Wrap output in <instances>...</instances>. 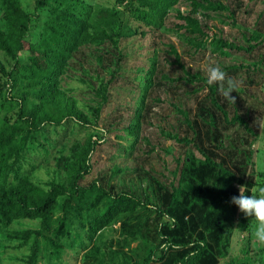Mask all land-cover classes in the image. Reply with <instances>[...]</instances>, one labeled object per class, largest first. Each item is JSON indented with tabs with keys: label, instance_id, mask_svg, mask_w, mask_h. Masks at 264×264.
Listing matches in <instances>:
<instances>
[{
	"label": "trees",
	"instance_id": "16d2710c",
	"mask_svg": "<svg viewBox=\"0 0 264 264\" xmlns=\"http://www.w3.org/2000/svg\"><path fill=\"white\" fill-rule=\"evenodd\" d=\"M23 1L0 0V264H42L43 259L61 264L66 248L75 255L81 252L83 264H220L230 253L234 233L241 231L244 255L224 264H264V246L258 245L255 252L250 247L256 222L230 203L232 196L239 195L240 185L251 195L253 187L264 184V172L256 168L252 140H236L222 131L224 124L237 122L249 132L253 129L237 110L228 114L216 98L219 86L208 85L207 75L187 69L171 41L165 54L155 42L139 46L147 51L131 78L138 93L131 103L133 114L122 126L124 134L117 135L127 142L123 149L129 155L141 139L150 144L148 137L140 136V122L149 107L147 99L163 82L156 75L159 59L165 56V62L176 63L183 71L175 76L160 72L167 88L181 87L182 82L190 86L192 95L207 89L205 95L215 94L211 101L220 108L223 120L219 123L214 110L201 102L191 116L174 105L184 114L189 132L181 136L161 127V134L193 148L176 157L170 182L142 166L131 170L138 182L118 180L125 167L117 164L106 180L85 182L93 172L92 155L106 140L98 120L109 102L110 85L123 68L127 78L122 62L131 53L122 54V39L137 34L144 39L148 33L177 35L194 52L208 50L229 57L232 50L257 47L264 32L240 25L247 47L209 35L201 18L229 10L219 18L223 22L231 18L239 26L235 11L224 2L232 0H114L112 4L29 0L33 10H27ZM181 2L190 9L181 11L177 7ZM172 10L181 23L171 30L165 20ZM263 16L260 10L258 18ZM87 55L96 65L92 72L81 62ZM171 55L173 61L167 57ZM263 59L264 52L249 67H239L262 72ZM82 87L91 90L93 103L80 102L77 94ZM153 98L162 102L159 95ZM153 151L151 145L147 152ZM41 162H51L52 176L37 175ZM109 229L117 236L106 243ZM133 243L137 244L132 247Z\"/></svg>",
	"mask_w": 264,
	"mask_h": 264
},
{
	"label": "rangeland",
	"instance_id": "374dc122",
	"mask_svg": "<svg viewBox=\"0 0 264 264\" xmlns=\"http://www.w3.org/2000/svg\"><path fill=\"white\" fill-rule=\"evenodd\" d=\"M101 1H104V3L107 4H112L114 0ZM224 2L229 5L231 10L235 11L234 18L239 26H237L231 18L226 19V22H223L222 19L219 18L220 16L227 14L229 12V10H227L222 12L221 15L217 14L212 18H201L208 25V28L206 29L208 34L219 35L223 39H228L236 44H241L244 47H247L248 43L245 40V37H242L240 25L248 28L256 27L264 32V20L262 19L264 16L261 17V19L258 18L260 10L264 11V0L238 1L242 2L241 4H238L236 0ZM22 3L27 10H33V3L29 0H24ZM177 7L180 8L181 11L190 9V6L185 2H181ZM175 14L176 12L172 10L165 20V25L171 30L175 28V24L181 23V21L176 18ZM171 33L173 34L174 31ZM169 41L175 44L176 49L180 54L181 61L191 72L194 73L199 71L203 75H207L205 71L207 65H218L228 76L233 77L240 82V87L237 92L233 91L230 93L231 96H236L234 103L225 98L220 91L216 93V98L218 103L228 111L229 115L233 116L235 110H237L238 113L243 114L248 120L247 123L253 129V132H249L240 122L233 125H226L223 123L224 127H222V131L224 134H231L236 140L242 139L244 141L246 139L247 141L245 142L252 140L251 148L255 151L253 159L256 168L259 171L264 172V69L262 72H259L256 69L252 70L250 68L247 71L246 67H239V64H245L249 67L248 64L253 63L262 55L264 52V40L260 41L259 45L251 51L232 50V54H234L233 56L222 57L213 54L208 50L194 52L193 48H190L184 41H181L177 35L148 33L144 39H141V35L137 34L120 41L122 54L127 52L131 53V57L126 55L124 62H122V65L126 69L124 72L127 75V78H124L122 74L123 68L119 72V74L121 73L122 75L119 76L118 74L113 78L110 85L109 102L102 109L101 116L98 120V126L106 130V140L100 142L93 153V172L86 177L85 182H89L93 178L106 180L110 175L111 167L114 164L125 167V171L118 175V180L121 179L129 183L131 179H133L132 183L138 182L137 174L131 170L134 167L142 166L143 168L148 169L151 174L160 178V180L170 182L173 178L171 171L177 164L176 157L179 156L182 158L186 148H193L191 145L186 146L185 144L168 139L161 134V127L170 132L177 131L181 136H184L189 132L184 125V114H180L174 105H178L182 112L184 111L191 116L194 111H198V102H201L207 109L209 108L210 110L211 108L214 110L215 117L219 119V123L223 120L220 108L211 101V98L215 97V94L211 95L209 93L208 95H205L208 92L207 89L204 91L200 90L198 93L192 95L189 93L190 86H184L182 82H180L182 85L181 87L167 88V80L160 78V72L175 76L183 75V71L178 64H169L165 62V56L159 59L160 65L157 67L158 72L156 75V78L161 79L163 82L158 85V92H152L147 99V105H149V107H145L140 122V136L148 137L150 144L146 143L144 139H141L135 145L134 151L129 155L127 154V151L123 149V146H125L127 142L125 139L120 140L117 135L124 134L122 126L128 124L133 114V105H131V103H133V98L138 96V93H136V83L132 82L131 78L136 67L143 64V55L147 51V49L145 50L139 46L141 44L150 46V43L152 45V43L155 42L158 51L161 52V54H165V49H167V43ZM252 42L254 43L255 41ZM87 57V59L83 61L81 60V62L84 68H88L89 72H92L96 65L90 63V57L88 55ZM167 57L172 61L174 60V56L172 55ZM76 65L78 67V63H76ZM227 65H234V68L226 70L224 67ZM82 75L86 78V75ZM115 80H118V82ZM79 85L82 86L81 84ZM129 88H132L133 90L129 91ZM185 89L187 90L186 94L184 92ZM156 95L160 96L162 102L155 103L153 97ZM77 96L81 98L80 102L87 104L93 103L90 101V98L94 96L89 88L82 87L78 89ZM200 122L201 118H199V123ZM109 123H111V125H109ZM151 145L154 146V151L148 153L147 150ZM169 147H172L171 151H167ZM245 147L248 148V145L245 144ZM196 153L199 154L198 152ZM50 163L41 162V164L37 166L35 172L42 179H46L53 175V166H51ZM111 182L115 184L116 179H111ZM132 183L130 184L132 185ZM146 183V181H143L142 185L145 186ZM249 219L251 222H255L253 217H249ZM115 227L118 228L119 225L116 224ZM105 235L106 243H108L110 238H115L117 236V232L109 229L105 231ZM244 236L245 235L242 231L234 233L230 253L226 258L221 260L220 264H224L225 260H228L233 256L244 255L241 250L244 241L242 238ZM136 244L137 243H133L132 247ZM258 245L260 246V244L252 237L250 247L253 252L256 251ZM62 255L61 264H83L81 260V252L78 255H75L70 248H66ZM106 258L110 259L109 256H106ZM42 264L49 263L46 262V259H43Z\"/></svg>",
	"mask_w": 264,
	"mask_h": 264
},
{
	"label": "clouds",
	"instance_id": "9594fccd",
	"mask_svg": "<svg viewBox=\"0 0 264 264\" xmlns=\"http://www.w3.org/2000/svg\"><path fill=\"white\" fill-rule=\"evenodd\" d=\"M207 73V84H217L218 90L222 95L235 102V97L230 93L237 92L240 87V82L235 78L230 77L218 65L211 64L205 67ZM260 127V126H259ZM249 190L244 186H239V195H234L230 198V203L238 206V209L248 217L255 219V225L251 231L252 237L262 246H264V184H257L251 189V195L245 193Z\"/></svg>",
	"mask_w": 264,
	"mask_h": 264
}]
</instances>
